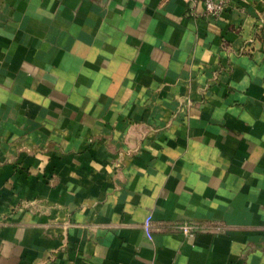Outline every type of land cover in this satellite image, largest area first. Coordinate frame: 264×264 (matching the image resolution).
Here are the masks:
<instances>
[{
    "label": "crops",
    "instance_id": "obj_1",
    "mask_svg": "<svg viewBox=\"0 0 264 264\" xmlns=\"http://www.w3.org/2000/svg\"><path fill=\"white\" fill-rule=\"evenodd\" d=\"M0 264H264V0H0Z\"/></svg>",
    "mask_w": 264,
    "mask_h": 264
},
{
    "label": "built area",
    "instance_id": "obj_2",
    "mask_svg": "<svg viewBox=\"0 0 264 264\" xmlns=\"http://www.w3.org/2000/svg\"><path fill=\"white\" fill-rule=\"evenodd\" d=\"M189 5V9L191 11L198 5H201L204 10V14L208 17H218L220 16L229 5L230 0H182ZM143 231L147 239H152V225L151 218L148 217L145 219L142 225ZM180 233L193 237L198 230H204L205 227H200L192 224H179L174 227Z\"/></svg>",
    "mask_w": 264,
    "mask_h": 264
}]
</instances>
